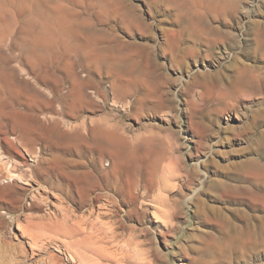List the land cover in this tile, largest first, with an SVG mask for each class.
Here are the masks:
<instances>
[{"label":"bare ground","instance_id":"6f19581e","mask_svg":"<svg viewBox=\"0 0 264 264\" xmlns=\"http://www.w3.org/2000/svg\"><path fill=\"white\" fill-rule=\"evenodd\" d=\"M70 1L76 5L85 4L87 6L92 1H97L100 10L95 21L82 17L76 10L62 8L59 3H56L53 8L51 7L52 9L50 7L48 10L42 9V4L48 2V0H0V33L2 32V22H5V15L9 16L8 22L10 24L11 21L14 24L18 23L20 19H23L26 24L25 28L22 27L18 30L19 37L14 38L12 42L8 41L7 44H3V41L0 40V129L5 128L11 132V130L19 129L22 121L26 122L27 127L19 133L17 143L33 157H37L38 153L36 145L38 143L37 136L39 135L37 134L49 136L55 141L65 140L67 147L75 149V152L66 154L72 157L75 156L77 159H65L61 158L60 155L53 156V160L61 164L64 182L57 185L52 184L51 189H62L65 184H74L75 190L73 189V193H76L74 197L70 193L62 194L66 196L68 201L71 200L78 206L89 207L92 209L91 211L104 200H102L100 194L92 195L95 189L107 192L105 200L107 207L101 215L107 216L112 221L108 228L112 233L113 237H111L114 238L115 234L113 233L118 230L130 232L124 242V245L127 246L125 251L129 249L128 245L129 247L133 245L136 251H140L144 255V259L143 257L140 258L141 264H152L151 257H156L158 250L156 249L158 248L157 245L154 247L155 242L151 239L152 234L154 235V232H156V236L158 234L165 235L172 228L170 214L165 212H163L164 214H157L153 210L157 209L155 203L159 202V195L153 196L152 194L160 188L166 189L167 186H173L171 182V177H173L172 167L167 168V166L161 165V156L165 154V151L163 154L160 151L164 150L163 147L155 148L153 141L148 138L143 139L140 146L137 145L135 142L139 137L133 139L125 136L123 128L115 119L105 113L103 106L110 104L112 107L125 109L129 107L131 100L134 98L132 105L135 114L143 112V109L149 107L156 108L158 111L164 109L172 101L169 98L167 99L169 92L166 95L167 91L160 92L159 90L165 87L164 85L169 79L157 72L159 69L157 65V69L155 66H151L150 63L137 66L135 60H132L133 54L130 55L139 52L144 55L145 59L150 54L146 47V49L139 47L140 44H136L137 42L134 40V36L137 34L140 36L143 29L141 23L143 15L140 4H127L128 2L125 3L124 0ZM192 1L197 7H204L206 13L213 20L202 25L198 22L191 25V32L196 38L200 39L197 40V44L191 41L192 44L199 46L212 44L218 52L220 61L232 55L231 48L238 41V28H233L231 24H228L222 31L220 26L215 24L216 16L230 0ZM167 2L180 4L179 1L175 0H168ZM130 11L132 14H130ZM26 13H28V17H25ZM108 18L112 23L118 22L120 24L119 30L122 34H117L116 29H114L116 30L115 33L112 30L109 33L110 26L106 23ZM177 22L179 23L180 32H185L184 22ZM24 33L26 38H22ZM169 34V32L166 34L165 42L167 41L173 46ZM222 34L225 35V39H221ZM251 40L252 46L242 51V57L245 60L239 58V56L233 57L234 63L230 65L233 75L230 78H225L226 84H223L218 72L214 74H204L202 72L203 74L195 75L191 83L185 87V91L188 92L189 96L187 103L189 102L188 105H190V109L192 108V113H188L189 126L193 130L198 148L202 149L203 147L206 126L202 122L203 118L195 115L199 107L208 108L213 103L217 106L223 102L227 103L232 96L241 91L257 93V91L264 89V26L253 30ZM103 44L105 45L104 50L98 51V45ZM53 45H59L63 51L70 55L72 53L76 57L77 61L75 63L71 56H67L65 59V80L46 68V63L51 59L49 53H52ZM15 51H25L23 60L27 66H25L26 69L19 67V55H15ZM112 51H116V57L109 56ZM195 51V49L185 46L184 52L189 57H194L196 55ZM207 55L205 50L204 60H202L204 63L208 60ZM204 63L202 65L205 68L208 65ZM89 66L92 71H89ZM100 66L106 68V75L98 72ZM79 69L80 72L86 69L88 73H83L80 76L77 73ZM175 73L182 75L179 70H176ZM168 102L170 103L168 104ZM57 105L63 115L72 118L71 121L64 122L57 118ZM19 109H23L25 112ZM213 110L219 112L220 109L215 108ZM102 112L104 116L95 119L94 115L102 114ZM84 117L88 119L87 122L81 120ZM46 121L51 123L48 128H45ZM86 123L90 127L87 130V136L84 135ZM63 129L70 133H65ZM261 141L264 142V135H262ZM96 148L104 155L107 154L111 157L112 169L116 171L120 168L125 177V180H123L125 182L116 177H111V175H105L102 180L94 179L93 172L86 168L77 171V169L84 168L83 165H86L83 164V154L85 152L80 150L87 149L91 151ZM1 176L2 171L0 169V179ZM141 176L146 177V182L144 181L143 185L140 184L139 180ZM231 178L234 180L233 182L241 184L235 185L236 183L231 182L234 184L232 185L223 181L213 183L212 187L217 192L218 198L235 201L236 203L250 201L252 209L259 212V214H252L253 217L249 218V216H245L246 214L243 211H234L240 223L235 225L231 223L232 221L230 222L229 217H226L221 209L213 207L208 209L202 205L201 207L200 202L193 201L196 205L195 210L202 211L201 216H199V224L205 225L207 231L200 232L201 234L198 237L194 235V239L196 238L197 241L196 245L187 248L186 252H181L184 259L190 264H231L233 261L238 263L251 258L252 255L258 254L261 249H264V165L254 160L243 162ZM32 198H34V195ZM121 207H124L123 211L120 210ZM69 209H66L68 213ZM120 212H122V216H119ZM65 213V216H62L61 220L59 219L60 222L56 221L58 219L54 218V214L42 219L39 218L29 224L27 231L37 237H42L44 234L41 230L44 231L48 225L47 222H49L51 226L53 225L50 227L53 232L61 234V236L64 235V237L67 236V238L70 237L75 246L81 248L90 246L95 234L90 232L84 238L77 239L78 235L87 233L86 229L81 226L83 222H77L76 217L72 220L73 217L71 218L67 215V212ZM182 213L184 212L182 211ZM147 214L152 215L161 223L156 225L153 233L149 231L150 228L137 229L129 224V222L134 221L138 225H142L144 216ZM183 215L187 218V211ZM52 220L55 222L52 223ZM163 230L165 231L163 232ZM180 232L181 229L174 235H178ZM167 237L169 236L167 235ZM131 250L133 251V248ZM136 251L134 253L137 255ZM123 253L120 256L124 260L127 255L125 256ZM164 255L166 257V254ZM157 259L156 261H158Z\"/></svg>","mask_w":264,"mask_h":264},{"label":"rangeland","instance_id":"374dc122","mask_svg":"<svg viewBox=\"0 0 264 264\" xmlns=\"http://www.w3.org/2000/svg\"><path fill=\"white\" fill-rule=\"evenodd\" d=\"M124 1L125 3L128 2L127 4H140V10L143 15V21H141L143 29L141 37L139 34L134 36V40L137 43L134 42L138 45L140 44L139 47H146L150 53V57L148 56L145 59L144 55L139 52L136 54L131 53L130 55L133 54L132 60H135L137 66L146 63H150L151 66H158L159 71L157 70V72L169 79L165 83V87H162V90L159 91H167L166 95L169 92L167 99L169 98L172 103L168 102V104L170 103L169 106L166 104L168 107L159 111L152 107L151 110L149 107L146 109L151 111L143 109V112L135 114L132 105L133 98L128 108L120 109L108 104L103 106V110L119 123L124 130L125 136L133 139L139 137L135 142L137 145L140 146L141 142H143L142 140L148 138L153 141L155 148H160V146L164 148V150H160L162 154L165 151V154L161 156V165L167 166V168L172 167L173 177H171L172 181L171 179L170 181L173 186H167L166 189L160 188L153 192V196L159 195V202L155 203L157 209L153 210L157 214H164L163 212L170 214L172 228L165 235L158 234L156 236V232H154V235L152 234L151 239L155 242L154 247L157 245L158 248L156 249H160L161 252L157 250V256L151 257V260L152 264H190L184 259V255L182 256L183 253L181 252H186L189 247L196 245L197 241L194 237L196 235L198 237L201 234L200 232L204 233L207 231L205 225L199 224V216H201L200 213L202 211L195 210L196 205H194L193 201L200 202V206L202 205L208 209L212 207L221 209L222 212L224 211L225 216L229 217L230 222L232 221L231 223L235 225L240 223L234 211H243L246 214L245 216H249V218L259 214V212L252 209L250 201H245V203L241 201L240 203L237 202V204L235 201L219 199L212 185L215 181H223L232 185L235 183V185L241 184L233 182L234 180H232L231 176L235 174L236 169L243 162L254 160L264 165V144H262L264 142L261 141V137L264 135V89L257 91V93L241 91L237 95L232 96L227 103L223 102L218 104V106L213 103L208 108L199 107L195 115L197 117L201 116L203 118L202 122L206 124L203 147L201 149L198 148L193 130L189 126L188 113H192V108L190 109L189 102L187 103L189 96L188 92L185 91V87L191 83L195 75L198 76L200 73L214 74L218 72L223 84H226L225 80L233 75V70L230 68V65L234 63L233 57L239 56V58L244 59L242 51L252 46L251 36L253 30L264 26V0H230L222 7V11L216 16L215 24L220 26L222 31L224 27L226 28L228 24H231L233 28H238L239 36L237 37L238 41L231 48L233 56L230 55L225 58L226 60L223 59L221 61L218 59V52L212 44L199 46L193 45L191 42L194 41L197 44V40H200L191 32L192 24L198 22L202 25L213 21L204 10V7H197L192 0H175L179 1L180 4H171L167 2L168 0ZM92 2L87 6L85 4L76 5L70 0H48V2L42 4V9L48 10L51 7L53 8L56 3H59L62 8L76 10L82 17L94 22L100 10V5L97 1ZM26 14L25 17H28V13ZM127 14L130 15L132 13L130 11V14ZM179 15L181 16L179 17ZM4 17L5 22H2L3 33H0V40L3 41V44H7L6 42H12L14 38L19 37L18 30L22 27L25 28L26 24L23 19H20L15 24L11 21L10 24L8 22L9 16L5 15ZM177 21L185 23L183 25L187 35L185 32H180ZM106 23L110 26L109 31L112 30L115 33L117 30V34L121 33L118 22L112 23L108 18ZM168 32L172 38L173 46L167 41L165 42ZM24 37L26 38L25 33L22 34V38ZM221 39H225V35L222 34ZM104 46V44L98 45L97 50L103 51ZM185 46L195 49L194 53L196 55L194 57L186 55L184 52ZM210 46H213V50ZM52 48V53H49L51 59L46 63V68L65 80V59L67 56H71L75 63L77 61L76 57L72 53L70 55L63 51L59 45H53ZM205 50L210 61L207 60L204 63L202 60H204ZM15 52V55H19V67L26 69L27 66L23 60L25 51ZM199 53L200 55H198ZM109 56L116 57V51L110 52ZM203 63L208 65L205 67L206 69L203 67ZM176 70H179L182 75H177L175 73ZM89 71H92L90 66ZM98 72L106 75V68L100 66ZM77 73L82 76L83 73L87 74L88 70L85 69L80 72L79 69ZM87 92L90 94L89 91ZM214 107L219 108V112L213 110L215 109ZM19 110L25 112L23 109ZM56 116L64 122L72 120L70 116L61 113L58 105ZM94 116L95 119H98L104 114L102 112V114L98 113ZM81 120L87 122L88 119L84 117ZM49 125L51 123L46 121L45 128H48ZM25 127H27L26 122L22 121L20 128L17 130H11L10 132L5 128L0 129V169L2 171L0 179V264H141L140 258L143 257L144 259V255L140 251H136L133 245L130 247L128 245L129 249L125 251L127 246L124 245V242L130 232L118 230L113 233L115 236L112 238V233L108 229L112 221L107 216L101 215L107 207L105 202L107 192L95 189L92 195L100 194L102 200H104L91 211L92 209L89 207L75 205V202L68 201L66 196L63 195L64 193H70L74 197L76 194L73 193L75 190L74 184H65L62 187L63 190L65 189L64 191L62 189H51L52 184L57 185L64 182L61 164L53 160V156L60 155L61 158L76 160L75 156L72 157L66 154L75 152V149L67 147L65 140L55 141L49 136L37 134L39 135L37 136L38 143L36 145L38 153L37 157H33L17 143V137ZM89 128V124L86 123L84 135L87 136ZM63 131L70 133L66 129H63ZM80 151L85 152L83 154V164L86 165H83L85 167L77 169V171H82L86 168L93 172L94 179L102 180L105 175H111V177H116L125 182L123 181L125 177L120 168L116 171L112 169L110 156L104 155L97 148L91 151L87 149H81ZM141 177L139 180L140 184L143 185L144 181L146 182V177ZM187 182L192 185L190 186ZM33 195L34 198H32ZM64 209H69L71 212L69 211L68 213V210L65 211ZM120 210L123 211L124 207H121ZM186 211L187 218L183 215ZM65 212L71 218L73 217L72 220L76 217L75 220L77 219V222H83L81 226L86 229L87 233H82V235L80 234L81 236L78 235L77 239L84 238L90 232L95 234L94 242L92 241V244L86 247L87 249L75 246L70 237L67 238V236L64 237V235L61 236V234L53 232L52 228H50L53 225L51 226V223L45 220L48 225L44 231L41 230L42 234H44V236L42 235L43 238L27 231L31 222L51 216V214H54V218L58 219L56 221L60 222L62 216H65ZM195 212H199V215L197 213L196 215ZM121 214L122 212L119 213V216ZM72 220L70 221L71 223ZM53 222L55 221L52 220ZM159 223L150 214L144 216L142 225H138L134 221L129 222L130 225L137 229L142 227L150 228L149 231L152 233ZM180 229L181 232L178 235H174ZM131 248H133L132 252L130 251ZM135 251L138 253L137 255L134 253ZM121 253L125 254V256L127 255L128 258L125 257L123 260ZM131 254L133 257L130 256ZM164 254H166V257H164ZM231 264H264V249H261L260 253L252 255L249 259L238 263L233 261Z\"/></svg>","mask_w":264,"mask_h":264}]
</instances>
